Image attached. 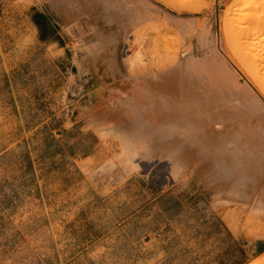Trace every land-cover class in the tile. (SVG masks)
<instances>
[{
    "label": "rangeland",
    "instance_id": "374dc122",
    "mask_svg": "<svg viewBox=\"0 0 264 264\" xmlns=\"http://www.w3.org/2000/svg\"><path fill=\"white\" fill-rule=\"evenodd\" d=\"M239 2L0 0V264H264V203L257 210L229 203L221 186H206L194 171L175 170L168 159L140 154L142 144L99 130L85 109L80 65L96 40L92 11L121 12L131 24L128 37L141 54L130 64L133 76L156 67L146 55L154 49L181 53L187 35L205 39L208 60L195 69L193 122L215 135L226 127L229 150L222 134L217 146L253 163L255 151L264 152V110L253 104L264 102V80L257 83L249 66L264 50V22L253 27L230 14ZM125 48L124 58L135 56ZM238 78L250 89L246 100L233 87ZM248 242L262 244L261 253L243 252Z\"/></svg>",
    "mask_w": 264,
    "mask_h": 264
},
{
    "label": "bare ground",
    "instance_id": "6f19581e",
    "mask_svg": "<svg viewBox=\"0 0 264 264\" xmlns=\"http://www.w3.org/2000/svg\"><path fill=\"white\" fill-rule=\"evenodd\" d=\"M87 1H90V0H86V2ZM263 5L264 3L261 0H240L239 4L236 7L234 6L233 9L231 6V10L229 11H230V14H232L231 13L232 11L234 13H237L235 15H237L238 20L244 19L243 21L248 22L250 23L249 25L251 26L254 25L253 27H255V24H257L258 22L259 23L264 22V6ZM153 6L155 5L153 4ZM261 6H263L262 12H260L261 10H259V7ZM160 9H162V7ZM255 9L257 10L256 12H255ZM146 12L147 13L145 12L144 13L147 15L148 11ZM144 13L141 15H144ZM234 13L232 15H234ZM136 14L137 13H135V15ZM149 14H151V12H149ZM141 15H139V18ZM166 15L168 16V13ZM166 15H164V17ZM123 17L124 15L121 12L104 11L103 13H99L96 11H92V19L98 26V29L96 30L97 33L95 36L96 40H93V42L95 43L94 45L91 44L90 46V50L92 51V53L89 55V57L87 55L88 58L81 61L82 63L80 62V65H82L81 72L87 75L86 80H87L88 87L86 90L87 95H86L85 109H86V112L90 114L88 115L89 117H91L92 120L90 118L89 119L93 123H95L97 127H99L98 128L99 130H103V132H105L106 130H111L109 132L110 133L113 132L114 134V131H115L127 137L134 143H140L139 145L142 144L144 149H141V146H140V149L144 151H140L141 152L140 154L145 153L146 157L150 159H155V160L168 159L173 165L175 170L177 168H181L183 171H186L189 173L194 171L197 174L198 178L202 180V182H204L206 186H209V187L216 186V185L221 186L223 195H225L228 198V199L227 198L225 199L231 200V202L229 203H233L234 201H236V202L243 203L245 206L250 205L252 203L254 207L256 208V210L262 209L260 208L259 205L262 202L264 203V152L255 151L256 159L255 160L253 159L254 162L253 163L250 162L251 164L249 162L245 163V161L247 160L246 158H245L246 160L241 162L240 161L241 158L239 157L240 153H238V151H241L243 148L241 150L238 149L237 151L238 154L235 153V155L237 156L234 155V150L232 153L231 151L232 148H231L229 152L233 154L234 156L233 157L231 156L232 154L229 155L230 153L227 152V150H229L227 149L229 148V146L227 147L223 143L225 142L224 140L226 139L227 134H229L230 136L232 135L230 134V132L226 133L227 132L225 131L226 127L224 128L225 130L221 131L223 132V134L221 133L222 136L223 135L224 136L226 135V136L225 137L220 136V137L223 138V141L221 139V143H223L222 147L223 145L224 147L226 146L227 150L221 147L220 142H219L220 144L217 146L218 144L217 141H220V139L216 141L215 139L217 136L221 135L219 134V132H217V130L215 132L219 135L217 134L215 135V133L212 134L213 132L211 130H210L211 133H209V131L207 130L209 129L207 124H203L202 126L198 125L200 124V123L196 124L198 120H196V123H194L195 121L193 122V120L194 118L195 119L197 118L196 116L193 117L192 119V115L194 114L193 113V98H194V93H196L194 90L195 89L194 88L195 69H197V67L198 68L200 67V69L201 67H204V64H207L206 61L208 60L207 56H208L209 45L207 44V41L202 38L205 35L200 34V36L202 35L200 37L202 38V40L195 39L194 36H191V34L187 35V37H184L185 36L184 35L183 36L184 39L182 38L183 41H182V52L181 53L179 52L169 53L168 52V53H165L164 55H161L158 49H154L155 50L154 52L148 53L146 55H147L149 62L157 64L156 67L153 70H151V72L149 71L148 72L149 74H146L144 77L133 76L131 74L132 71H130V67H132L130 66V64L132 65L135 62L136 56L141 57L140 56L141 54L137 53V47H136L135 41L134 40L130 41L131 37L130 38L128 37L129 36L128 34L130 33L131 24L127 21H124ZM144 17L145 16H143V18ZM147 18L145 17L146 20ZM164 19H166V17ZM141 20H144V19H141ZM146 20L144 21L146 22ZM167 20H169V18ZM196 20L197 19H195V21ZM171 22L172 21L168 23H171ZM135 25L137 27V24ZM179 31L181 32V30ZM182 31L184 33V30ZM180 35L182 34L180 33ZM262 35L260 36L264 37V35L263 36ZM244 39L245 37L241 39V41ZM257 39L258 38H256V40ZM261 39L260 41L263 40ZM252 41L253 40H251L252 44L253 42L255 43V41L253 42ZM244 42L248 44L250 43V41L249 42L244 41ZM256 43H258V40ZM256 43L253 45L256 46ZM253 45L251 46L253 47ZM125 47L134 50L136 52V54L134 53L135 56L133 55L134 57L132 56V57L124 58L123 50ZM248 47L250 46L248 45L246 48ZM251 48H248V49H251ZM259 49L260 48H258L257 52L259 51ZM263 51L264 50L262 48L261 52L259 51V53L257 54L256 52H254L256 54L255 60L254 62L251 63V65L249 63L250 65L249 71L257 83H259V80L262 81L263 83V80H264V79L261 80V75L263 74L262 72L264 70L262 72L259 71L262 74L258 73V70H257V67L259 66L258 63L259 62L262 63L261 59L264 60L263 58L264 53L262 54ZM250 54H252L251 51H250ZM204 57H206L205 58L206 61L201 60ZM141 60L145 63L144 58H142ZM260 65L262 67V64ZM263 77L264 75L262 76V78ZM241 79L238 78V80L236 81H238L239 83H237L236 86H233V87H237L236 89L239 88L242 94H246L244 96L245 99L241 97L242 95L240 96L241 98L246 100V97H248L249 95L250 89L247 86V84L244 83L245 80H241ZM227 80H228V77H227ZM255 81L253 84L256 83ZM198 87H199V84H198ZM252 96L250 97V99L252 98ZM259 96L261 97V95ZM252 99L250 101H252ZM262 100L263 99L259 100L258 98L257 101L254 100L255 102H253V104L257 106V109L259 111L264 110V102ZM224 116L226 115L224 114ZM233 116L235 115L233 114ZM199 121L201 120L199 119ZM231 122H232V119H231ZM203 126H206L207 129L204 128ZM237 126L235 127L237 128ZM242 127H241V130H242ZM220 128L221 127H219V129ZM259 131L261 130H258V132ZM110 133L108 135H110ZM254 134L256 133H253V135ZM258 135H255L257 137V139L255 138L257 141H258ZM261 140H259L258 144L263 145L262 142L260 143ZM232 141L234 140L232 139ZM262 141H264V139ZM242 142H245V141H242ZM254 142L251 143V145H254V147H256L255 146L256 143L254 144ZM131 143L130 145H132ZM227 143L225 142V144ZM235 145L237 146L238 144L236 143ZM231 146H233L232 143H231ZM245 147L247 148V146ZM257 147H261V146L258 145ZM234 149H236V147ZM252 149L255 150L253 147ZM258 150H261V149H258ZM244 151L245 150H243V152ZM131 155H133V153ZM242 155L249 156L248 154L246 155V153L241 154V156ZM250 157L251 156L247 158H250ZM134 158H136V156ZM252 158L253 157H251V159ZM251 195H256V197L254 196L252 197ZM252 199L253 201H251ZM226 202L228 203V201ZM255 208L253 209L255 210Z\"/></svg>",
    "mask_w": 264,
    "mask_h": 264
},
{
    "label": "crops",
    "instance_id": "0c3cea01",
    "mask_svg": "<svg viewBox=\"0 0 264 264\" xmlns=\"http://www.w3.org/2000/svg\"><path fill=\"white\" fill-rule=\"evenodd\" d=\"M242 251L247 253L249 256L254 257V255H257L261 253L262 251V244L260 243H250L248 242L245 247H242Z\"/></svg>",
    "mask_w": 264,
    "mask_h": 264
}]
</instances>
